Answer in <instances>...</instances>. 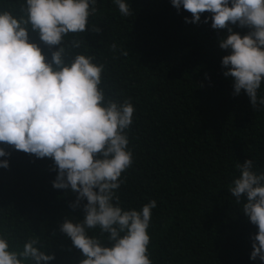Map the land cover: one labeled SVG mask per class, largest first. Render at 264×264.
<instances>
[{
    "label": "trees",
    "instance_id": "16d2710c",
    "mask_svg": "<svg viewBox=\"0 0 264 264\" xmlns=\"http://www.w3.org/2000/svg\"><path fill=\"white\" fill-rule=\"evenodd\" d=\"M130 7L133 14L124 17L112 0H99L90 23L101 33L77 36L84 40L77 51L105 65L106 93L136 109L128 132L134 163L118 190L122 206L140 209L156 200L153 264H251L257 229L228 189L237 163L252 159L264 169V111L253 110L245 94L233 95L221 67L228 53L218 46L225 30L203 23L210 14L186 24L191 14L177 12L170 0H130ZM0 11L24 15L23 0H0ZM29 39L48 60L59 47L31 30ZM4 147L11 155L10 167L0 169V229L15 245L38 238L55 255L53 264H79L80 251L59 231L69 216L83 219L82 205L69 207L75 194L52 188L51 159Z\"/></svg>",
    "mask_w": 264,
    "mask_h": 264
},
{
    "label": "clouds",
    "instance_id": "9594fccd",
    "mask_svg": "<svg viewBox=\"0 0 264 264\" xmlns=\"http://www.w3.org/2000/svg\"><path fill=\"white\" fill-rule=\"evenodd\" d=\"M99 0H23L24 15L0 11V169L10 167V152L53 161L52 188L75 194L69 205L81 207L83 219L69 216L59 231L80 251L79 264H153L149 228L156 200L140 209L122 206L118 190L133 166L128 132L135 106L106 93V67L77 51V36L101 28L90 23ZM119 13L133 14L130 0H112ZM177 12L191 14L186 24L211 22L225 30L218 42L223 76L231 78L233 95L245 94L253 110L264 111V0H170ZM234 26L247 29L246 34ZM40 41L59 46L48 60ZM114 47V46H113ZM229 186L235 205L257 229L250 237L251 264H264V169L252 159L237 163ZM99 229V235L90 234ZM38 238L15 245L0 229V264H53Z\"/></svg>",
    "mask_w": 264,
    "mask_h": 264
}]
</instances>
